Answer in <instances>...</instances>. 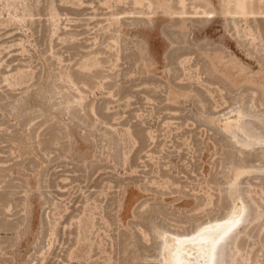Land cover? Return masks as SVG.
<instances>
[{
    "label": "rangeland",
    "instance_id": "rangeland-1",
    "mask_svg": "<svg viewBox=\"0 0 264 264\" xmlns=\"http://www.w3.org/2000/svg\"><path fill=\"white\" fill-rule=\"evenodd\" d=\"M237 195L264 264V0H0V264H162Z\"/></svg>",
    "mask_w": 264,
    "mask_h": 264
},
{
    "label": "bare ground",
    "instance_id": "bare-ground-1",
    "mask_svg": "<svg viewBox=\"0 0 264 264\" xmlns=\"http://www.w3.org/2000/svg\"><path fill=\"white\" fill-rule=\"evenodd\" d=\"M241 113L232 112L224 117L229 125L239 120ZM244 210L241 197L237 195L231 208L222 217L200 222L187 233L163 230L160 235L159 256L162 264H216L219 246L236 225Z\"/></svg>",
    "mask_w": 264,
    "mask_h": 264
},
{
    "label": "snow or ice",
    "instance_id": "snow-or-ice-1",
    "mask_svg": "<svg viewBox=\"0 0 264 264\" xmlns=\"http://www.w3.org/2000/svg\"><path fill=\"white\" fill-rule=\"evenodd\" d=\"M177 264H179V260L177 261Z\"/></svg>",
    "mask_w": 264,
    "mask_h": 264
}]
</instances>
